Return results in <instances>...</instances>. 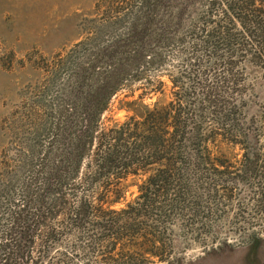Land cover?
Segmentation results:
<instances>
[{
	"label": "rangeland",
	"instance_id": "rangeland-1",
	"mask_svg": "<svg viewBox=\"0 0 264 264\" xmlns=\"http://www.w3.org/2000/svg\"><path fill=\"white\" fill-rule=\"evenodd\" d=\"M210 1L165 0L152 17L141 0H0V264H20L15 252L18 245L24 247L18 236L20 212L26 194L38 187V160L51 144L58 111L71 106L76 73L99 50L112 48L131 20L140 25L150 22V29L167 26L174 42L157 50L164 62L142 71L140 82L127 78L100 116L101 129L128 119L126 105L140 102L142 94L143 105H152L157 98L168 102L169 79L178 81L180 75L186 76L183 88L191 95V111L205 108V125H210L205 97L211 90L224 112L231 103H245V112L238 117L242 123L251 119L248 110L262 109L261 72L240 76L244 92L237 95L214 54L192 49L202 39L204 22L219 11V5ZM158 83L163 95L151 97ZM182 153L187 155L168 159L174 167H162L169 182L163 199L157 201L163 203L151 205L134 221L135 230L143 228L137 237L162 235L163 263L148 254L150 248L148 252L137 248L139 240L127 242L131 230L123 228L131 223L117 214L139 197L144 182L157 176L150 171L128 177L125 199L119 204L110 205L96 189H77V198L64 191L68 197L56 204L53 218L34 235L28 264H264V244L256 253L250 250L252 234L264 239V212L257 206L264 203V184L260 187L256 180L264 177V169L244 175L240 152H212L209 159L196 158L187 150ZM83 199L90 207L76 228L71 212ZM118 227L123 239L114 235ZM49 232L55 234L54 241L45 244L41 235ZM46 245L50 251L42 254Z\"/></svg>",
	"mask_w": 264,
	"mask_h": 264
},
{
	"label": "trees",
	"instance_id": "trees-1",
	"mask_svg": "<svg viewBox=\"0 0 264 264\" xmlns=\"http://www.w3.org/2000/svg\"><path fill=\"white\" fill-rule=\"evenodd\" d=\"M164 1L141 0L152 17ZM212 2L213 6L219 5V11L216 17H208L209 21L204 22L202 39L192 49L194 52L204 49L214 54L228 77L230 89L242 95L244 88L240 84V76L261 72L264 80V0ZM121 17L124 19L126 16ZM213 18L216 19L212 21ZM150 24L140 25L131 20L126 33L117 38L112 48L99 50L98 55L87 62L85 69L76 73L74 88L69 94L71 106L67 111H58L51 144L38 160L35 179L38 187L35 193L26 194L25 209L20 212L18 236L24 247L20 244L15 250L20 264L29 263V247L35 242L34 235L53 218L56 204L68 197L64 191L77 198V189H96L105 196V200H109L110 205L119 204L125 199L124 192L128 186L124 183L129 176L155 171L157 176L144 182L133 204L117 214H123L125 222L131 223L123 228L126 232L131 230L125 236L127 242L131 244L133 239L139 240L137 248L145 252L150 248L148 254L163 263L161 256L166 247L162 235L137 237L141 236L143 228L135 230L134 221L136 217L144 216L151 205L163 203L157 201L163 199V190L169 186L163 176L167 174L164 169L175 166L168 161L169 158H183L187 154L182 152L186 150L202 159H209L212 152L219 155L240 152L242 160L239 167L244 175H254L264 169L261 163L264 157V103L258 111L248 110L252 113L251 119L242 123L238 117L245 112V103H231L224 112L219 97L211 90L205 97L210 110V125H205V108L191 111V95L183 88L184 75H180L178 81L169 79L171 97L168 102L163 103L157 98L152 105H143L142 94L140 102L126 105L125 110L130 114L128 119L109 129L100 128V116L106 112L111 98L123 90L127 78L132 76L134 81L140 82L142 71L164 62L157 50L174 42L167 34V26L150 29ZM171 47L170 50L173 49ZM150 83L148 81V85ZM162 86L158 83V87L151 89V97L163 95ZM222 164L218 166L224 167ZM256 180L260 187L264 184L263 175ZM80 205L71 212L76 228L81 227L82 217L90 203L83 199ZM257 206L264 212V203ZM121 230L118 227L114 233L117 239ZM41 236L44 243L49 244L54 241L55 234L49 232ZM263 244L264 239L257 234L251 235L250 250L253 253L260 250ZM47 246L42 254L49 253L50 247ZM140 253L143 255V252Z\"/></svg>",
	"mask_w": 264,
	"mask_h": 264
}]
</instances>
